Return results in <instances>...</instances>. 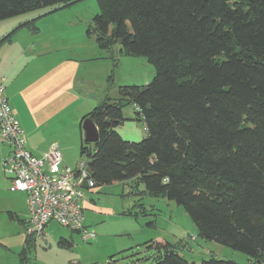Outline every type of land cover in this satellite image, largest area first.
<instances>
[{
  "label": "trees",
  "instance_id": "1",
  "mask_svg": "<svg viewBox=\"0 0 264 264\" xmlns=\"http://www.w3.org/2000/svg\"><path fill=\"white\" fill-rule=\"evenodd\" d=\"M77 1L0 0V20ZM96 2L87 36L100 49L118 45L121 55L145 56L155 73L146 84L118 86V96L81 117L80 156L94 186L122 182L137 200H173L198 237L264 264V0ZM35 21L15 29L36 31ZM128 104L145 125L138 141L117 131ZM86 118L97 127L95 142L84 140ZM147 247L154 248L152 264H195L179 253L180 244L153 240ZM199 264L237 263L210 257Z\"/></svg>",
  "mask_w": 264,
  "mask_h": 264
},
{
  "label": "rangeland",
  "instance_id": "2",
  "mask_svg": "<svg viewBox=\"0 0 264 264\" xmlns=\"http://www.w3.org/2000/svg\"><path fill=\"white\" fill-rule=\"evenodd\" d=\"M57 8L41 7L1 21L36 18L38 27L47 31L55 26L60 30L63 44L79 46V39L87 36L86 26L98 12L96 0H79ZM118 49V45L112 46L108 52L104 49L111 79L105 81L103 88L112 98L118 96V86L146 84L155 73L145 56L121 55ZM97 63L107 66L106 60ZM101 71L106 74L105 68ZM123 116L125 119L117 129L122 138L138 141L146 135L144 122L135 119L132 105L123 107ZM82 159L87 160L86 156ZM74 163L70 161L68 164L75 168ZM9 185L10 182L6 185L0 183V264H18L23 249L24 264H152L154 248H148L147 244L153 240L180 244L179 253L190 263L199 264L214 257L250 264L244 252L198 237L194 222L175 201L149 195L137 200L122 182L84 190L83 225L94 232L93 239L84 240L80 233L54 220L44 227V238L35 235L27 238V219L26 226H23L12 220L8 213L10 209L21 210L25 196L22 193L21 198L20 191H10ZM60 240L71 245L60 243Z\"/></svg>",
  "mask_w": 264,
  "mask_h": 264
},
{
  "label": "crops",
  "instance_id": "3",
  "mask_svg": "<svg viewBox=\"0 0 264 264\" xmlns=\"http://www.w3.org/2000/svg\"><path fill=\"white\" fill-rule=\"evenodd\" d=\"M28 20L30 17L0 20V40ZM36 27V31L17 28L9 40L0 42V74L5 78V93L24 130L27 149L41 156L56 145L64 165L70 167L68 163L75 161L77 166L81 159L80 119L109 97L103 88L109 76L108 56L94 45L92 36L81 37L79 46L71 47L63 44V34L55 26L47 31ZM100 60H106L107 66L97 63ZM104 68L106 74L101 71ZM9 153L8 144L0 143V183L4 185L9 179L3 172L2 159ZM19 193L21 198L22 193L25 196L22 209L8 212L25 221L26 194ZM16 222L22 224L20 220ZM22 239L25 240L24 235Z\"/></svg>",
  "mask_w": 264,
  "mask_h": 264
},
{
  "label": "built area",
  "instance_id": "4",
  "mask_svg": "<svg viewBox=\"0 0 264 264\" xmlns=\"http://www.w3.org/2000/svg\"><path fill=\"white\" fill-rule=\"evenodd\" d=\"M0 141L8 144L10 153L2 159L10 191L26 194L27 234L44 238V227L54 220L80 233L82 239H93V231L83 225L84 190L94 187L82 159L75 168L63 164L62 154L53 145L41 156L26 147L24 130L10 106L0 74Z\"/></svg>",
  "mask_w": 264,
  "mask_h": 264
},
{
  "label": "water",
  "instance_id": "5",
  "mask_svg": "<svg viewBox=\"0 0 264 264\" xmlns=\"http://www.w3.org/2000/svg\"><path fill=\"white\" fill-rule=\"evenodd\" d=\"M83 137L86 142H95L98 139L96 125L88 118L82 121Z\"/></svg>",
  "mask_w": 264,
  "mask_h": 264
}]
</instances>
